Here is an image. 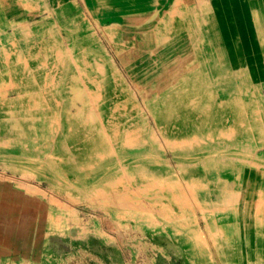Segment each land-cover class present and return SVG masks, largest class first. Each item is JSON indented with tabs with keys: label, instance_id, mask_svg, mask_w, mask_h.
I'll return each instance as SVG.
<instances>
[{
	"label": "rangeland",
	"instance_id": "obj_1",
	"mask_svg": "<svg viewBox=\"0 0 264 264\" xmlns=\"http://www.w3.org/2000/svg\"><path fill=\"white\" fill-rule=\"evenodd\" d=\"M22 6L0 35V174L55 247L25 262L264 264V21L231 34L190 6L147 44L81 0Z\"/></svg>",
	"mask_w": 264,
	"mask_h": 264
},
{
	"label": "crops",
	"instance_id": "obj_2",
	"mask_svg": "<svg viewBox=\"0 0 264 264\" xmlns=\"http://www.w3.org/2000/svg\"><path fill=\"white\" fill-rule=\"evenodd\" d=\"M27 0H0V35L6 38L9 33L10 20H22L26 11L22 4ZM36 1V0H32ZM41 1V0H39ZM56 3L70 0H48ZM84 8L102 24L111 25L119 22L125 36L144 35L143 41L154 42L153 23L168 17L170 11L193 6L200 14L202 5L209 4L212 11L223 13L228 18V31L231 34L254 35L264 21V0H81ZM208 2V3H207ZM207 3V4H206ZM214 4V5H213ZM146 20L143 32L138 33L131 20ZM7 45V44H6ZM0 174V264H8L9 260L25 264V259H35L43 249H51L52 240L42 236L39 229V206L36 195L27 192L24 186L9 177ZM27 218V220H26ZM45 227V225H44ZM39 236V237H38ZM36 240V241H35ZM39 241V242H38ZM37 245V246H36ZM55 253V252H54ZM32 264H35L34 261Z\"/></svg>",
	"mask_w": 264,
	"mask_h": 264
},
{
	"label": "built area",
	"instance_id": "obj_3",
	"mask_svg": "<svg viewBox=\"0 0 264 264\" xmlns=\"http://www.w3.org/2000/svg\"><path fill=\"white\" fill-rule=\"evenodd\" d=\"M8 264H18V263L9 260ZM25 264H28V263H25Z\"/></svg>",
	"mask_w": 264,
	"mask_h": 264
},
{
	"label": "bare ground",
	"instance_id": "obj_4",
	"mask_svg": "<svg viewBox=\"0 0 264 264\" xmlns=\"http://www.w3.org/2000/svg\"><path fill=\"white\" fill-rule=\"evenodd\" d=\"M77 53H78V52H77ZM81 53H82V52H81ZM236 55H237V54H236ZM236 55H235V56H236ZM236 60H237V59H236ZM112 94H113V93H112ZM213 194H214V193H213ZM212 196H213V195H212ZM38 237H39V236H38ZM35 241H36V240H35ZM38 242H39V241H38ZM36 246H37V245H36ZM230 247H231V246H230ZM261 249H262V248H261ZM236 252H237V251H236ZM236 256H237V255H236ZM246 262H247V261H246Z\"/></svg>",
	"mask_w": 264,
	"mask_h": 264
}]
</instances>
